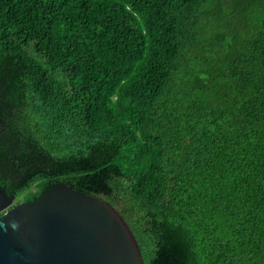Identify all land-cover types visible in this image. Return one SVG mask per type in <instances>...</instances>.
Masks as SVG:
<instances>
[{"label":"trees","instance_id":"1","mask_svg":"<svg viewBox=\"0 0 264 264\" xmlns=\"http://www.w3.org/2000/svg\"><path fill=\"white\" fill-rule=\"evenodd\" d=\"M60 184L144 264H264V0H0V186Z\"/></svg>","mask_w":264,"mask_h":264},{"label":"water","instance_id":"2","mask_svg":"<svg viewBox=\"0 0 264 264\" xmlns=\"http://www.w3.org/2000/svg\"><path fill=\"white\" fill-rule=\"evenodd\" d=\"M0 264H144L109 204L60 184L33 202L0 186Z\"/></svg>","mask_w":264,"mask_h":264}]
</instances>
